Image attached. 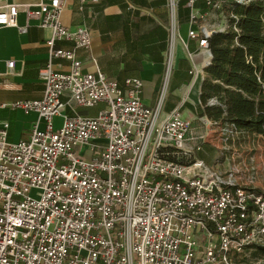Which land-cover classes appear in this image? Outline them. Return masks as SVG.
I'll list each match as a JSON object with an SVG mask.
<instances>
[{"label":"built area","instance_id":"2783aa9c","mask_svg":"<svg viewBox=\"0 0 264 264\" xmlns=\"http://www.w3.org/2000/svg\"><path fill=\"white\" fill-rule=\"evenodd\" d=\"M226 1L188 4L220 12ZM64 3L0 0V28L51 31L42 98L10 105L36 114L28 138L10 142L0 121V264H238L236 253L263 246L264 187L210 170L195 157L202 138L178 113L160 120L144 106L139 80L121 88L98 71L83 73L74 49H89V31L60 22ZM224 30L188 36L210 56L207 39ZM56 59L69 70L55 71ZM4 65L11 73L13 61ZM96 106L93 117L76 111Z\"/></svg>","mask_w":264,"mask_h":264},{"label":"crops","instance_id":"0c3cea01","mask_svg":"<svg viewBox=\"0 0 264 264\" xmlns=\"http://www.w3.org/2000/svg\"><path fill=\"white\" fill-rule=\"evenodd\" d=\"M11 1L36 4L40 0ZM196 11L198 15L192 22ZM60 22L69 29L88 28L89 49H74L83 73L98 71L121 88L127 79L139 80L143 105L157 108L160 120L178 113L190 123L195 136L199 134L197 125L211 123L201 103V85L207 77L205 71L211 56L199 47L198 39L190 38L188 33L195 31L201 36L202 28L211 32L226 30L227 20L222 13L202 2L190 7L188 0H65ZM50 37L49 29L34 24L24 31L0 28V121L9 124L10 142L27 139L36 120L35 113L25 114L10 105L42 98L44 86L39 73L47 64L45 42ZM54 46L73 49L69 42H55ZM168 55L170 66L166 72ZM10 60L14 68L7 74L4 62ZM53 69L67 72L69 62L56 59ZM216 103L215 99H210L206 106ZM76 111L88 117L97 112L80 107ZM65 112L72 116L68 109ZM210 149L209 144H203L195 157L200 155L198 159L204 162Z\"/></svg>","mask_w":264,"mask_h":264},{"label":"trees","instance_id":"16d2710c","mask_svg":"<svg viewBox=\"0 0 264 264\" xmlns=\"http://www.w3.org/2000/svg\"><path fill=\"white\" fill-rule=\"evenodd\" d=\"M227 0L220 13L227 29L207 39L211 61L201 85L203 113L264 139V0ZM210 99L216 105L206 106ZM252 248V247H251ZM264 257V246H254Z\"/></svg>","mask_w":264,"mask_h":264},{"label":"rangeland","instance_id":"374dc122","mask_svg":"<svg viewBox=\"0 0 264 264\" xmlns=\"http://www.w3.org/2000/svg\"><path fill=\"white\" fill-rule=\"evenodd\" d=\"M99 109L100 106H96L93 111ZM60 123V119H56L54 128H59ZM196 129L199 130L197 136L202 138V145L209 144L211 148L210 154L203 158L210 170L224 176L232 173L241 187H255L257 190L264 187V139L261 136L232 125L223 127L212 122L199 124ZM196 157L200 158V155ZM233 261L238 264H264V257L252 247L236 253Z\"/></svg>","mask_w":264,"mask_h":264},{"label":"water","instance_id":"95a60500","mask_svg":"<svg viewBox=\"0 0 264 264\" xmlns=\"http://www.w3.org/2000/svg\"><path fill=\"white\" fill-rule=\"evenodd\" d=\"M210 53V52H209ZM210 56H211V54H210Z\"/></svg>","mask_w":264,"mask_h":264}]
</instances>
